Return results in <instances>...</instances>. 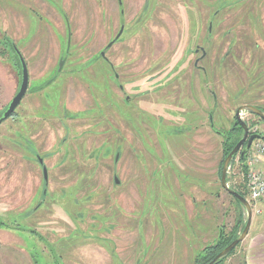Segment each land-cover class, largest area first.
<instances>
[{
  "label": "rangeland",
  "instance_id": "374dc122",
  "mask_svg": "<svg viewBox=\"0 0 264 264\" xmlns=\"http://www.w3.org/2000/svg\"><path fill=\"white\" fill-rule=\"evenodd\" d=\"M3 37L28 88L0 123V264H193L245 223L217 131L264 112V0H0V114L20 83ZM247 174L236 157L228 186L248 196Z\"/></svg>",
  "mask_w": 264,
  "mask_h": 264
},
{
  "label": "water",
  "instance_id": "95a60500",
  "mask_svg": "<svg viewBox=\"0 0 264 264\" xmlns=\"http://www.w3.org/2000/svg\"><path fill=\"white\" fill-rule=\"evenodd\" d=\"M121 32H122V28L120 29L118 35L115 37L114 40L119 38ZM112 44L113 42L109 43L106 48H109ZM14 52L17 56L19 67H20V83H19V87H18L16 94L14 95L10 103L7 105L6 109L0 114V123L6 121L13 115L16 108L19 106L21 100L25 96L27 92V88H28V72H27L26 64L23 58L21 57L20 53L16 50L15 47H14ZM101 57H104V52H101ZM61 67H62V61H60L59 63V70H61ZM241 112H248L250 114H253L264 122V112L255 107L243 106L236 111L235 120L242 130V137L236 143L233 149L228 153V155L225 157L223 161V165L221 168V174H220V185L224 191H226L227 193L232 195L237 201H239V203L241 204L242 208L244 209L246 213V221H245L244 228L242 232L240 233V235L234 241H232L227 247H225L221 252H219L214 257V259L211 260L207 264H216L217 262L223 260L236 247V245H238L245 239L249 231L250 225H251L252 210H251L249 202L245 198H243L242 196H240L239 194L231 190L226 181L227 170L234 156L241 150V148L244 145H245V150H248L251 147V144L253 143V141L260 138L256 134L249 133V129L247 125L240 118ZM210 122H211V119H210ZM211 128H213L212 124H211ZM241 154H243V152ZM117 158L118 156H116L115 161H117ZM39 163L41 164V160H39ZM43 179L46 182L47 175H46L45 168H43ZM114 182L115 184H118L117 179H114Z\"/></svg>",
  "mask_w": 264,
  "mask_h": 264
},
{
  "label": "trees",
  "instance_id": "16d2710c",
  "mask_svg": "<svg viewBox=\"0 0 264 264\" xmlns=\"http://www.w3.org/2000/svg\"><path fill=\"white\" fill-rule=\"evenodd\" d=\"M3 40H4L3 41L4 42L3 45L5 47H7L9 50L13 51V48H12L13 47V43H12V41L7 39L6 37L5 38L3 37ZM217 134H219L221 136V138H222V143H221L222 159H221V161H220V163L218 164V167H217V176L220 178L223 161H224L225 157L228 155V153L236 145V143L241 139L242 130H241V128L239 127V125L235 121L233 123L232 127L227 132L217 131ZM243 147H245V145ZM242 152H243V154H241ZM247 152H248V150H245V149L242 150V151H239L234 156V158L232 159L230 165L234 162L236 157H238L240 165L242 166V168L245 171V168L247 166L245 167V165L243 163H244V160H245V154ZM226 181H227V184H228L229 183V178L227 176H226ZM229 188L231 190H233L234 192H236L237 194H239L240 196H242L243 198H245L246 200H248V196H247V194L244 191L239 190V189L234 188V187H231L230 185H229ZM227 194L231 197V199H232L233 203L235 204L236 208H238V210L239 209L242 210V206L239 203V201H237L229 193H227ZM244 225H245V223L243 222V217L238 212L237 213V217L235 219V223H234L232 229L229 232H224L223 229H219V233L217 235L216 240L212 244L206 245L200 252H198V254L194 258V263L193 264H207L211 260H213L214 257L219 252H221L225 247H227L232 241H234L240 235V233L242 232V230L244 228ZM239 245H240V243L238 245H236V247L223 260L217 262L216 264H223L224 261L227 259V257H229L232 254H234L235 250L237 249V247Z\"/></svg>",
  "mask_w": 264,
  "mask_h": 264
},
{
  "label": "built area",
  "instance_id": "2783aa9c",
  "mask_svg": "<svg viewBox=\"0 0 264 264\" xmlns=\"http://www.w3.org/2000/svg\"><path fill=\"white\" fill-rule=\"evenodd\" d=\"M251 134H255L256 130L252 129ZM260 137V136H259ZM261 137L254 140L251 147L248 149L247 159V179H248V198L251 210L255 214H260L261 209H258L260 203L264 202V167L257 168L259 164L264 165V141L260 143Z\"/></svg>",
  "mask_w": 264,
  "mask_h": 264
},
{
  "label": "crops",
  "instance_id": "0c3cea01",
  "mask_svg": "<svg viewBox=\"0 0 264 264\" xmlns=\"http://www.w3.org/2000/svg\"><path fill=\"white\" fill-rule=\"evenodd\" d=\"M263 167L264 165L259 164L257 168ZM259 207L261 213L257 221H252L245 237L244 264H264V202L260 203Z\"/></svg>",
  "mask_w": 264,
  "mask_h": 264
},
{
  "label": "flooded vegetation",
  "instance_id": "af4514ba",
  "mask_svg": "<svg viewBox=\"0 0 264 264\" xmlns=\"http://www.w3.org/2000/svg\"><path fill=\"white\" fill-rule=\"evenodd\" d=\"M121 89V88H120Z\"/></svg>",
  "mask_w": 264,
  "mask_h": 264
}]
</instances>
